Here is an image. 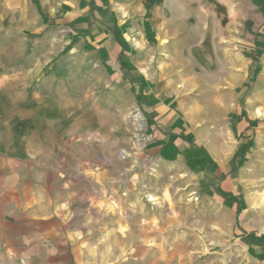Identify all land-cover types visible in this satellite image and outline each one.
Wrapping results in <instances>:
<instances>
[{"label": "rangeland", "instance_id": "rangeland-1", "mask_svg": "<svg viewBox=\"0 0 264 264\" xmlns=\"http://www.w3.org/2000/svg\"><path fill=\"white\" fill-rule=\"evenodd\" d=\"M209 62L213 70L207 74ZM225 64L237 66L243 78L219 93L216 75ZM151 87L166 92L174 124L197 141L191 151L211 160L227 143L234 158L253 130L238 140L231 135L229 110H202L223 98L230 109L238 90L248 88L264 117V0H0V104L12 97L18 104L34 100L61 107L60 136L74 139L79 149L93 143L96 159L109 165L110 183L126 187L130 202L145 208L158 199L159 217L175 213L171 236L186 234L189 248L168 264H264V168L248 161L254 141L240 154L241 165L232 163L234 176L219 181L190 164L186 152L163 150L165 141L156 140L142 111L152 99ZM178 148L179 141L171 145ZM80 156L77 151L71 157L75 168H81ZM231 200H239L238 211L229 208ZM132 215L120 226L128 255L118 256L115 235L107 259L167 264L162 253L171 240L165 230L158 242L146 239L143 256H135ZM152 248H159L155 256ZM95 260L99 264L104 257Z\"/></svg>", "mask_w": 264, "mask_h": 264}, {"label": "crops", "instance_id": "crops-1", "mask_svg": "<svg viewBox=\"0 0 264 264\" xmlns=\"http://www.w3.org/2000/svg\"><path fill=\"white\" fill-rule=\"evenodd\" d=\"M94 5V2L88 4L90 11ZM211 64L209 62L206 66L207 74L213 70ZM220 70L221 73L216 75L222 87L219 93L225 92V86L236 87L243 78L238 67L233 64H225ZM136 80L140 84L139 77ZM147 93L151 94L152 99H148L150 102H146L142 111L153 125L151 129L156 140L165 141L163 150L166 153H184L190 150L192 143L173 137V134L181 132L197 143L183 132L182 126L174 124L176 118L166 99V92L151 87ZM237 93L239 95L230 104V109L229 105L224 104L226 101L223 98L222 104L213 103L210 104V109L207 107L202 110L203 114L213 112L216 115L229 110L232 117L230 120H233L229 121L231 125L228 123L231 135L238 134V140L253 130L254 134L251 133L249 138L246 136L245 141L239 144L236 156L232 158L234 152L231 145L221 143L224 153L221 155L218 152L211 156V161L217 166L215 172L211 173L185 155L190 164L198 166L202 172L212 174L219 181L223 175L234 176L235 168H231L232 163L235 162L237 167L241 165L240 154L250 148L249 142L254 141V145L248 161L264 168L262 109L256 105V93L249 95L248 88L240 89ZM246 97L247 106L244 108L242 103ZM141 100L143 103V96ZM249 112L254 116H250ZM61 114V107L42 105L40 101L34 100L32 103L27 100L26 103L18 104L11 97L7 104H0V264H98L95 260L97 256L104 257L99 264H111L107 258L113 255V236L120 237L117 240L120 242L118 256L128 255L127 240L122 238L120 226L123 228V225L129 224L132 213L136 230L133 238L135 244L131 249L135 251V256H143L146 239L157 242L162 240L159 233L164 230L167 231L164 238L167 237L166 240H171V243L168 253L160 251L162 261L168 264L173 256L186 251L189 248V236L184 233L171 236L176 231L172 228L176 221L175 213L168 214L165 219L159 217L158 199L152 200L151 206L145 205V208L143 203L130 202L126 187L110 183L109 165H106V161L96 159L93 143L88 142V147L79 149L74 139L60 136ZM255 116L263 122L257 123ZM222 118L225 119L223 116ZM169 120L173 121L169 123L168 130H161L162 124ZM174 126L181 129L175 131ZM4 129L5 132L1 131ZM47 131L53 135L47 136ZM178 141L182 148H178L179 151L171 149V145ZM74 151H79L82 155L78 161L81 168H75L71 162V157L75 156ZM155 196L157 195L152 194L153 198ZM229 208L236 212L237 203L231 200ZM102 240L103 244L100 243ZM120 240H124V244ZM192 242L194 241H190ZM160 249L166 252L165 247ZM156 251L152 248L154 256Z\"/></svg>", "mask_w": 264, "mask_h": 264}, {"label": "trees", "instance_id": "trees-1", "mask_svg": "<svg viewBox=\"0 0 264 264\" xmlns=\"http://www.w3.org/2000/svg\"><path fill=\"white\" fill-rule=\"evenodd\" d=\"M117 59L120 60L119 57ZM120 64H121V68L124 69V71H125V69H126L125 66H124L125 64L123 62H120ZM125 73H126L125 74V77H126L127 76V72H125ZM130 80L131 81H135L134 78H130ZM137 99H140V96H137ZM144 115H145L146 118H148L145 113H144ZM173 137H174V139L177 138V137H180L182 139H185L188 143H192L193 145H197V143L194 140L183 136L181 132H179L178 134H176V133L173 134ZM186 154H187V157L192 159L193 162L196 163L197 165H199L203 170H206V171L211 172V173L215 172V169L217 168V166L211 160H208L206 158L202 159V158H200V154L194 153L191 150H187ZM234 201H235V203H237V209L236 210L238 211L240 209L238 200H234ZM249 233H252V232H249ZM239 235L242 236L244 234L240 233ZM262 245H263V248H264V244H262Z\"/></svg>", "mask_w": 264, "mask_h": 264}]
</instances>
